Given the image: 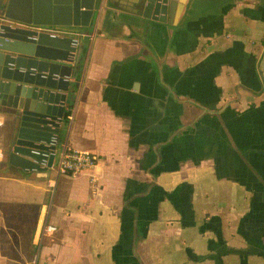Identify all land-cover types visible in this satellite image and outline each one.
Returning a JSON list of instances; mask_svg holds the SVG:
<instances>
[{
	"label": "crops",
	"instance_id": "obj_1",
	"mask_svg": "<svg viewBox=\"0 0 264 264\" xmlns=\"http://www.w3.org/2000/svg\"><path fill=\"white\" fill-rule=\"evenodd\" d=\"M172 2L51 26L78 37L58 151L98 162L10 165L0 108V264H264V0Z\"/></svg>",
	"mask_w": 264,
	"mask_h": 264
},
{
	"label": "water",
	"instance_id": "obj_2",
	"mask_svg": "<svg viewBox=\"0 0 264 264\" xmlns=\"http://www.w3.org/2000/svg\"><path fill=\"white\" fill-rule=\"evenodd\" d=\"M36 1L1 0L0 108L11 119L7 162L45 175L53 157L50 156L47 165L43 166L40 156L32 150L54 148L48 144L52 138H57L64 116L78 39L72 31L52 35L47 31L12 25L10 21L66 28L88 27L96 3L101 0H43V18L36 8ZM172 4V0H132L135 13L159 22L170 20Z\"/></svg>",
	"mask_w": 264,
	"mask_h": 264
},
{
	"label": "built area",
	"instance_id": "obj_3",
	"mask_svg": "<svg viewBox=\"0 0 264 264\" xmlns=\"http://www.w3.org/2000/svg\"><path fill=\"white\" fill-rule=\"evenodd\" d=\"M12 25H21L25 27H30L36 29L37 31H47L52 35H63L65 33L64 29L53 28L51 26L45 25H28L21 22L10 21ZM75 38L78 39L77 36ZM57 78V76H56ZM48 145H53L54 148H48L46 150L34 149L32 152L40 156V164L43 166L47 165V161L50 156L54 159L57 157V162L55 164L56 175H66L75 174L83 169L92 168L98 162V157L88 151H78L68 147L66 144L62 145L58 151L57 138H52ZM53 161L51 167H53ZM49 167L48 169H50ZM43 221L40 225L39 236L45 233L56 231L57 227L53 224L47 222L46 214L44 215Z\"/></svg>",
	"mask_w": 264,
	"mask_h": 264
},
{
	"label": "trees",
	"instance_id": "obj_4",
	"mask_svg": "<svg viewBox=\"0 0 264 264\" xmlns=\"http://www.w3.org/2000/svg\"><path fill=\"white\" fill-rule=\"evenodd\" d=\"M75 88H76V85H75ZM67 101V100H66ZM70 114V112L68 111L67 113H66V117L68 116Z\"/></svg>",
	"mask_w": 264,
	"mask_h": 264
}]
</instances>
